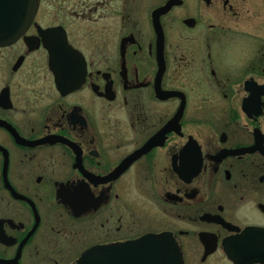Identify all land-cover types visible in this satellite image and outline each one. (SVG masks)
I'll use <instances>...</instances> for the list:
<instances>
[{"label":"flooded vegetation","instance_id":"obj_1","mask_svg":"<svg viewBox=\"0 0 264 264\" xmlns=\"http://www.w3.org/2000/svg\"><path fill=\"white\" fill-rule=\"evenodd\" d=\"M148 234L178 249L145 264H264V0H39L0 46V264Z\"/></svg>","mask_w":264,"mask_h":264},{"label":"water","instance_id":"obj_2","mask_svg":"<svg viewBox=\"0 0 264 264\" xmlns=\"http://www.w3.org/2000/svg\"><path fill=\"white\" fill-rule=\"evenodd\" d=\"M38 7L39 0H0V46L16 42L27 32ZM41 34L46 36L49 33L41 32ZM119 248L132 250L131 256L135 258L136 264H145L146 260L162 256L154 255L157 254L154 250L178 249L175 241L173 242L165 234H148L122 244ZM98 249V247H95L89 253Z\"/></svg>","mask_w":264,"mask_h":264}]
</instances>
